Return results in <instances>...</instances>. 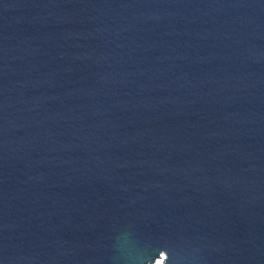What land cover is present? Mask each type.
Listing matches in <instances>:
<instances>
[{
	"label": "water",
	"instance_id": "obj_1",
	"mask_svg": "<svg viewBox=\"0 0 264 264\" xmlns=\"http://www.w3.org/2000/svg\"><path fill=\"white\" fill-rule=\"evenodd\" d=\"M0 264H264V0H0Z\"/></svg>",
	"mask_w": 264,
	"mask_h": 264
},
{
	"label": "rangeland",
	"instance_id": "obj_2",
	"mask_svg": "<svg viewBox=\"0 0 264 264\" xmlns=\"http://www.w3.org/2000/svg\"><path fill=\"white\" fill-rule=\"evenodd\" d=\"M157 262L160 263V262H161V259L159 258V259L157 260Z\"/></svg>",
	"mask_w": 264,
	"mask_h": 264
},
{
	"label": "bare ground",
	"instance_id": "obj_3",
	"mask_svg": "<svg viewBox=\"0 0 264 264\" xmlns=\"http://www.w3.org/2000/svg\"><path fill=\"white\" fill-rule=\"evenodd\" d=\"M159 259V258H158ZM161 259V258H160ZM162 260V259H161Z\"/></svg>",
	"mask_w": 264,
	"mask_h": 264
}]
</instances>
